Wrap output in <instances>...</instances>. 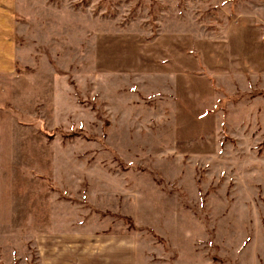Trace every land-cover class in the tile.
<instances>
[{
	"label": "rangeland",
	"instance_id": "1",
	"mask_svg": "<svg viewBox=\"0 0 264 264\" xmlns=\"http://www.w3.org/2000/svg\"><path fill=\"white\" fill-rule=\"evenodd\" d=\"M2 3L0 264H264V0Z\"/></svg>",
	"mask_w": 264,
	"mask_h": 264
},
{
	"label": "crops",
	"instance_id": "2",
	"mask_svg": "<svg viewBox=\"0 0 264 264\" xmlns=\"http://www.w3.org/2000/svg\"><path fill=\"white\" fill-rule=\"evenodd\" d=\"M12 7L7 3L0 4V74L11 71L15 63V21ZM38 253V264H53L50 257L45 256V251L39 244H34ZM50 255H53L52 253ZM61 258H65L64 254ZM66 259V258H65ZM67 260V259H66ZM65 261V260H64ZM69 264V261H66Z\"/></svg>",
	"mask_w": 264,
	"mask_h": 264
}]
</instances>
